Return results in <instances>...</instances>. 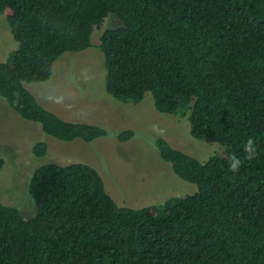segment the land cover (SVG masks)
Listing matches in <instances>:
<instances>
[{
	"label": "trees",
	"instance_id": "16d2710c",
	"mask_svg": "<svg viewBox=\"0 0 264 264\" xmlns=\"http://www.w3.org/2000/svg\"><path fill=\"white\" fill-rule=\"evenodd\" d=\"M0 12L18 42L0 61V95L45 133L107 135L46 108L25 82L49 79L115 13L122 25L99 43L107 91L136 102L150 93L160 112L185 111L195 138L225 146L202 162L159 136L161 157L198 190L142 208L119 205L87 163L39 166L34 217L0 198V264H264V0H0ZM250 137L257 156L247 160ZM47 151L44 140L34 145L37 156ZM232 155L243 161L237 173Z\"/></svg>",
	"mask_w": 264,
	"mask_h": 264
},
{
	"label": "rangeland",
	"instance_id": "374dc122",
	"mask_svg": "<svg viewBox=\"0 0 264 264\" xmlns=\"http://www.w3.org/2000/svg\"><path fill=\"white\" fill-rule=\"evenodd\" d=\"M120 25V18L109 13L103 24L94 28L89 48L65 52L54 63L49 79L25 82L46 108L67 120L100 125L107 135L92 141L57 139L45 133L39 123L19 115L0 95V155L4 159L0 198L18 207L26 219L36 214L29 191L30 176L44 164L87 163L100 172L106 190L119 205L142 208L198 190L195 183L178 176L161 157L156 145L159 136L202 162L225 150L218 142L195 138L185 111L173 115L157 110L150 93L136 102L116 98L107 91L99 43L106 29ZM17 47L8 20L0 12V61H8ZM125 130L133 131V135L119 139ZM43 140L48 151L37 156L34 145Z\"/></svg>",
	"mask_w": 264,
	"mask_h": 264
},
{
	"label": "clouds",
	"instance_id": "9594fccd",
	"mask_svg": "<svg viewBox=\"0 0 264 264\" xmlns=\"http://www.w3.org/2000/svg\"><path fill=\"white\" fill-rule=\"evenodd\" d=\"M245 159L252 160L257 156V145L253 138H249L244 145ZM230 165L229 170L233 173H237L243 163L242 159L236 155L229 157Z\"/></svg>",
	"mask_w": 264,
	"mask_h": 264
}]
</instances>
